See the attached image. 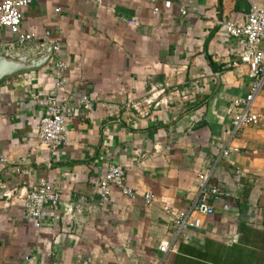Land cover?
Listing matches in <instances>:
<instances>
[{
	"label": "crops",
	"instance_id": "0c3cea01",
	"mask_svg": "<svg viewBox=\"0 0 264 264\" xmlns=\"http://www.w3.org/2000/svg\"><path fill=\"white\" fill-rule=\"evenodd\" d=\"M163 1L35 0L24 9L21 31L52 33L66 79L54 86L52 54L0 79V264H264V119L227 133L239 110L232 101L250 81L239 43L218 24L242 25L264 0ZM38 44L18 45L0 29L1 53ZM49 92L92 103L76 111L55 150L36 137L43 109L35 96ZM153 92L138 116L131 104ZM252 110L264 114V85ZM227 145L237 150L222 155ZM111 163L136 197L111 187L101 205L98 182ZM205 170L230 193L229 209L216 203L199 228L176 234L166 209L191 207ZM42 181L60 199L36 227L17 195ZM162 242L174 250L160 252Z\"/></svg>",
	"mask_w": 264,
	"mask_h": 264
},
{
	"label": "built area",
	"instance_id": "2783aa9c",
	"mask_svg": "<svg viewBox=\"0 0 264 264\" xmlns=\"http://www.w3.org/2000/svg\"><path fill=\"white\" fill-rule=\"evenodd\" d=\"M35 0H1L0 1V29H7L11 34L16 36L18 45H24L29 41H37L40 44L48 45L51 48L54 57L52 64V79L56 88L65 83L64 72L66 63L60 59L57 51L58 45L52 39V33L45 30L42 35H34L21 31V21L23 11ZM170 1L164 0V7H170ZM59 8L55 9L58 12ZM156 13L157 9L154 8ZM183 14L186 13L182 9ZM218 24L221 29L230 37L237 40L241 47L240 63L247 67V76L249 78V91L245 96L236 98L232 101L233 107H239L238 112L234 114L230 122V128L227 130L230 138L236 134L242 127L255 125L264 119V114L256 113L252 110L254 99L264 85V6L251 5L246 15V20L242 25H236L232 21L219 20ZM153 92L150 97L143 99L142 102H133L131 107L136 111L138 116H145L153 98L156 96ZM154 96V97H153ZM36 102L43 109L40 116L36 137L37 140L55 150L60 147L65 140V125L71 122L76 111L80 108L83 110L90 109L92 103L86 94L74 102L60 100L52 93H40L35 96ZM142 104L146 105L145 107ZM159 103H154L157 106ZM113 108V105H109ZM237 149L232 145L222 148V155H228ZM0 161L3 158L0 157ZM211 173L208 171H199L196 176L197 198L195 203L184 212H178L167 208L166 214L172 223L176 234L185 229L199 228L201 226V217H207L214 213L215 204H221L223 211L229 209L228 197L230 193L220 185L215 184L211 179ZM111 187H117L122 195L132 200L136 193L127 185L123 168L115 163L108 165L101 179L98 182V198L101 205H107L110 202ZM7 199L13 198L12 192H6L4 195ZM21 200L22 209L25 215L34 221L36 227L41 225V220L46 215V209L55 208L59 203V193L50 183L40 182L35 187L26 192H20L17 195ZM146 203L154 199L153 194L144 196ZM158 250L166 253L174 248L166 242L160 243ZM87 261L86 264H89Z\"/></svg>",
	"mask_w": 264,
	"mask_h": 264
},
{
	"label": "water",
	"instance_id": "95a60500",
	"mask_svg": "<svg viewBox=\"0 0 264 264\" xmlns=\"http://www.w3.org/2000/svg\"><path fill=\"white\" fill-rule=\"evenodd\" d=\"M48 45L38 44L34 52L18 51L16 54L0 52V79L15 73L34 70L42 66L51 56Z\"/></svg>",
	"mask_w": 264,
	"mask_h": 264
}]
</instances>
